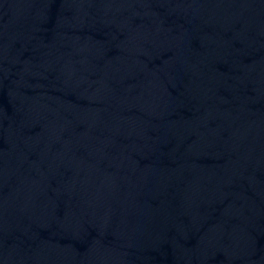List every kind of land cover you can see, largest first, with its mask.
I'll list each match as a JSON object with an SVG mask.
<instances>
[{
    "label": "water",
    "instance_id": "95a60500",
    "mask_svg": "<svg viewBox=\"0 0 264 264\" xmlns=\"http://www.w3.org/2000/svg\"><path fill=\"white\" fill-rule=\"evenodd\" d=\"M0 264H264V0H0Z\"/></svg>",
    "mask_w": 264,
    "mask_h": 264
}]
</instances>
